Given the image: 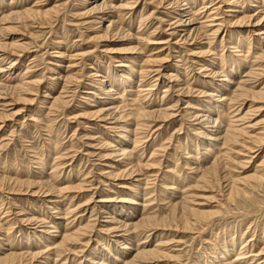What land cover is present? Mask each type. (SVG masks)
Returning <instances> with one entry per match:
<instances>
[{
  "label": "rangeland",
  "instance_id": "obj_1",
  "mask_svg": "<svg viewBox=\"0 0 264 264\" xmlns=\"http://www.w3.org/2000/svg\"><path fill=\"white\" fill-rule=\"evenodd\" d=\"M110 1L112 5L114 4L113 6L115 8V12H113V10L109 11V13H107V15L104 16L105 18H102L101 20L99 19L101 16L98 17L99 15L98 16L96 15L97 16L96 17L95 15L90 16V15L85 14L86 9H87L86 7L91 2V0H0V29H5L7 27L14 29L9 32L7 31L2 32L0 30V43L2 44L5 43L9 45L8 48L13 47L12 44L18 45L20 47L18 48L20 51L17 48H14L15 50L13 48L10 49L12 50V53L11 52L9 53H11L12 55L11 54L6 55L5 56L6 59L1 61L2 63L0 62V86L3 85V86L11 87L15 85H20V83L24 85H29V86L31 85L28 91H26L28 93L20 96L22 99L25 100L24 103L20 101H16L14 97H11L10 95H7L6 93L5 94L0 93V117L1 115H5V114L8 116V118L0 119V159H1L0 160L1 161L0 176L2 175L1 177H6L11 180H14V179L17 180L20 177L19 178L20 180H24L23 179L24 177L26 178L27 176H31V172L32 174L33 172H39L37 169L38 166L36 165L38 164L37 160L49 158L48 161L45 160L48 165L50 164L54 165L56 163L60 166L59 167L57 165L60 169L62 168L61 170L57 169L59 172L58 176H55V175L52 176L53 178L52 180L54 181V184L58 186L57 189H60V187H62L61 189H64V188L66 189L68 187L73 188V186H76L79 184V181L85 182L86 179H87L86 182H88V183L81 184L82 185L81 190L67 189V191H65L64 194L63 193L60 194L61 197L58 196L56 193H52L48 195L44 194V197L43 196L39 197L36 195H29V194L26 195L25 193L10 194L9 191L7 190L5 191L0 190V206H1L0 207V210H1L0 211V216H1L0 225H2V227H4L3 229L6 230V231L4 230L5 232H2L3 231L2 229L0 233V239L3 238L2 239L3 246L0 245V249H3L7 253L11 245V249L12 248L13 249L12 250L9 249L10 252L19 253L23 250L22 252L27 251L31 254L32 253L39 254L38 258L36 259L37 261L34 262V264H47V263L48 264H59V263L60 264L61 263L62 264H74V263L75 264H93L92 262H94L95 264L96 263L102 264L103 262H108L107 264H120L123 261V259L118 258V257H116V260L118 259L117 261L113 259H115L114 255L117 254V252L116 251L114 252V250H117L120 247H122L120 245L121 242H119L121 240H118L119 243L116 244L114 242L115 240L113 239V236H115L116 233L113 234L112 232L104 231L107 228L106 222H109V219L106 218L107 217L106 215H105L106 217L104 215L102 216L100 215L101 218L100 216L95 217L94 214H95L96 208H93V207H94V204H97L99 200H104V202H107L106 205H109V204L115 205L116 202L129 197V193L134 192L133 187L135 186V184L138 183L137 181L141 180L143 182L145 180L146 185L144 186L146 187L148 186L147 188L149 189L146 188L148 191H146L145 187L143 188V185H142L139 188V189L142 188V190L138 191L137 189L135 193L136 194L135 199L139 203H141L140 201L141 200L143 201L145 197V204L146 206L148 205V207H145V211H144L145 214L151 217H154V218L161 219L160 216L165 217L168 215L167 213H169V209L166 207V205L169 202L172 203L173 201H177L176 199L180 200L181 197L183 199L186 197V199L187 198L189 199L187 201H189V205H191L189 206L190 208L197 209V211L201 213L209 214V219L208 217H206L204 220L203 219L198 220V222L197 220L195 221L194 219H192L190 221L191 225H189L187 228H184V226L179 224L178 222H175L174 225L167 227V228L158 226L156 227V231L155 229L152 230L149 235L147 233V231H149L148 229H146L145 227L144 229L140 228V230L139 229L136 230L135 232L136 234H135L133 242L128 241L124 245L125 249L123 251L125 252L130 251V253L127 252L129 254L128 256H131V254L134 252L133 250H135L136 248L135 246L137 245L136 240L138 241L139 239L143 237L146 238L147 236H150L148 242H150L151 245L149 246V248L159 245L157 248V251L159 250L158 255L156 256L157 258L150 260L149 261L150 264H207V263L211 264V262L212 264H243L242 262H244V264L245 263L246 264H264V260H263L264 253L263 254L261 253L262 256L260 255L258 257L253 256V254L254 255L259 254L261 252V249L264 248V231H263L264 230V181L262 185L261 184L258 185L259 184L258 182H255V181L254 183L250 182L251 179H249L248 182H244V183L242 180L244 178L253 176V174L257 172L264 175V172H263L264 171V100L263 101L260 100V102L259 100L255 101L257 102L256 104L248 100L243 104V107H241L240 109H238V106H239L238 103H240V101L237 104L235 103L236 106L235 104H232L233 107L231 108V110H229L228 113H232L231 112L232 110L238 109L239 111L236 113L234 112L233 114L238 113L239 115L237 114L236 115L237 117L234 116V118H229L227 116L228 118L226 117L225 120L230 123L234 122L236 119H239L243 115L242 113L247 111V108L249 106L254 111L250 112L249 114L251 115L249 116L251 123L245 124V125H250V127L245 130L246 132L248 131L246 133V136H242L239 139H237V141H241V143L238 142L236 144L237 147L235 145L231 146L229 144L230 146H227L229 149L228 150L225 149L222 151L223 153L227 154V155L225 154L226 155L225 158L221 159V167L223 169L221 168L222 172L220 170V174H221L220 177L221 176L223 177H221V180L220 178L218 179V185L215 188L207 187L208 185H205V184L203 185L201 183H198L196 184V186L199 185L198 186L199 188L197 187L195 191H192L193 189L186 191L188 186L189 188L193 186L195 188V183H193V180L191 179L193 178V175L188 169V167L186 166L181 167L182 165L181 163H184L185 159H186V162L189 164L194 163L191 161H195V163H198V160L200 159L199 160L201 161L200 163L208 165L212 161V159L215 157L214 150H213V154L211 153L210 156L209 154L205 153V149L203 148V146L199 144L200 143L198 140L200 137L199 131L197 130V128H195V126H193L194 128L191 127L194 123L190 120V118L188 119L189 121L187 120L188 113H189V110L187 108H189V106L190 107L196 106L195 108L200 107L196 105L197 102H200L199 104L197 103L198 105L202 104L203 97L200 93L207 91V90L214 89L216 88V86L219 87L220 85L219 82L221 83V81L212 82L211 77H209L210 76L208 72L209 69L218 70L220 67H222L224 72L227 70L231 72L232 71L236 72L238 69H241V70L245 69L246 71L245 70L242 72L241 70L238 71L237 79L239 77H242L241 75L246 74L247 71L253 70L255 73H258L259 76L258 74H256L257 76L254 75V78H252L254 81L252 80L253 83L250 82L251 84L248 87H250V89L253 92L260 91L264 93V58L262 59V61L261 59L257 58L259 53L264 55V51H263L264 49L262 50V48H264V34H263L264 32V16H263L264 15L263 13L264 12V0H257V1L256 0H232V1L226 0L227 3L224 2L225 0H212L213 2L211 0H197V1L196 0H193V1L192 0H173L175 1V3L172 0H128L129 3L127 2V0H116V1L110 0ZM191 1L195 2V5L192 6L191 9L193 11L195 10L194 11L195 13L197 12L195 14L196 17L194 16V18L195 19L197 18L196 22H201V24L200 23L199 24L202 25V28H203L202 30H204V32L206 29V32H205L206 34L202 35L201 33V36H199L198 39L188 41L187 44L186 43L184 44L182 42H179L178 39L175 38V36H172V30H173L172 28H174L173 24L175 23V20H177L179 13L184 7L182 3L184 2L183 4H186L187 2H191ZM251 1L253 2V4L255 1V4L253 5ZM127 4H129V6ZM258 4H260V6H258ZM250 5H253L254 7L251 8ZM116 6L117 7L123 6V8L116 9ZM214 6H216L217 9ZM130 7H132V9ZM53 8L55 9V11L51 13L52 16H50L46 20L40 17L39 18L35 17V18H23V19H17V20L15 18H11L7 20L9 24L2 21L6 17L10 16L12 12L22 13L24 10H28V9H31L32 11L40 10L39 12H44V10L50 11V9L52 10ZM120 9L122 10L121 13H119L121 11ZM197 9H200V10H197ZM56 11L58 12L55 13ZM116 11L118 13H116ZM199 14H201V16ZM217 14L219 18L216 16ZM256 14L258 15L259 18H257L258 20L256 19V21L254 20L255 22L254 21L252 22L253 24H251L250 26L251 28L249 26L246 27L244 25L236 24L238 19L241 18L243 15L245 16L255 15L256 16ZM121 15L124 17L123 19ZM208 15L209 16L211 15V16L208 17ZM139 18H141L142 20ZM109 20L120 23L122 26L120 24L119 26L122 28V31H128L127 34L131 35V37L133 36L139 37V34H140L141 36L139 38H142V39L146 38L148 42L145 41L144 43L141 40H136V41H131V40L127 41L124 39L122 40L121 35H114V33L109 34L108 35L109 37L107 40H101V41L97 40V37L102 35L100 31L101 28L106 26ZM119 20H121V22H119ZM258 21L260 23H258V25L255 26V24ZM93 22H96V23H93ZM221 24L224 25L225 27L224 26L222 27ZM139 25L140 26L142 25V26L140 27ZM207 26H208V29L206 28ZM211 28L213 32L212 30H210ZM202 36H205V37H202ZM220 41H221V44H220ZM232 44L233 45L235 44V46L233 47ZM236 44H238V46ZM247 44L250 46H248ZM215 45L217 46V48ZM212 46L216 49L212 48ZM208 47H209V51H208ZM238 47L241 50L238 49ZM131 48H139L140 50L137 52L134 51L131 53H127L124 51V49L127 50ZM220 51H222L223 53H220ZM218 52H219V55H223V58L227 59V62L224 63L223 65L224 67L222 66V64H217V65H214L216 68L215 67L211 68L210 64L208 63H210V61L214 58L213 56H215ZM236 52L237 54H234ZM253 53H255L254 55L256 56H252ZM2 54L3 53L0 52V55ZM244 55L245 57H243ZM239 56H241L242 58L241 57L239 58ZM232 59L238 60V61H235V66L233 64L231 68L230 62L233 61ZM206 61L208 63H206ZM12 62H14L15 65L14 64L12 65L14 68L11 66L12 73H11V76L9 77L8 75L5 74L4 70L8 69ZM125 62L129 63L133 67V70H132L133 74L137 72L136 67L137 66L139 67V65L140 67H142L143 70L146 69L144 72L148 73L147 76L144 78L145 80H143L144 82L141 83L142 85H140V82L138 81H132L133 87L139 85L137 89L138 90L143 89L142 94H144V96L146 95V97H144L143 95L142 96L140 95L141 97H139L135 103L130 102L132 98H130L131 99L130 100L129 97H127L126 100L125 98L123 99V102L121 105L118 104L121 110L120 112L125 117L124 120L125 121L127 120L126 122H128V124L131 123L134 112L136 111V108L139 107L140 104H142V106L146 104L145 105V108H146V106L151 107L150 105L155 106L156 103L161 104L162 106L166 102L167 103L166 105L169 106V103L170 105H173V102H175L178 98H180L181 102H179L178 107H177L179 108L180 112L178 111V113H176L174 117L168 120L169 122L168 121H161V122L160 121H157V122L147 121L148 124L145 125L146 121H142V120L139 121V123L142 125L140 131H138V136H137L138 140L141 142V143L139 142L140 145L138 143L139 146L137 145L140 151L137 152L136 150L134 155H139V156L141 155L139 159L141 160L142 158V160L140 161V164L148 166L146 167L148 170L147 169H145V171L143 170L145 174L141 172L142 174H144L143 176H137L134 178L135 179L134 181L132 180L130 182H129L130 180L129 178L114 180L111 178L105 179L103 177L101 178L103 184H99L96 178L99 177V175L106 176L104 175L105 172H107L106 174H108L110 171V168L114 166L113 165L114 161L109 160L108 157L105 156L107 154L106 151H109L106 149H109L108 148L109 146L113 147L112 145L117 143L121 137L119 138L118 136L120 133L118 131L119 129H117V131L112 130L110 134L108 133V128L111 126L109 125L110 124L109 122H102L94 118H89L86 115L89 113L88 112L89 106L98 105L97 104L98 101L97 100L95 101L94 98H97L95 96H98L99 94V90H100L99 83L102 84L103 82L106 81L105 83H103L104 85L102 84V86L106 88L109 85L107 83L108 80H111V78H113L112 80H114L116 78L114 77L115 73L123 72L122 66L126 64ZM237 62L238 63L240 62L239 65ZM243 62H246V64H244ZM148 64H151V65L148 66ZM206 64L210 68H208ZM225 64H227V66H225ZM119 65L120 67H117ZM236 66L237 67L239 66V68H237ZM150 67H152V69H150ZM227 67H229L231 70H229ZM99 73H100V77L98 75ZM166 73L168 74V77ZM203 73L204 74L207 73V76L206 74L204 76ZM112 74H113V77H112ZM67 75L70 76L72 80L65 81V78L66 77L68 78ZM104 77L105 79H103ZM57 78H60V79H57ZM168 78H169V81L167 80ZM171 78H173L174 80ZM205 79H207V81H205ZM170 80L177 81V83H179L177 84L179 85V87H175L173 89L174 90L173 92L168 93L166 97L160 101L162 97V92H163L162 90H167L166 88L169 85H175V84H172ZM218 80H223V77H220V79L218 78ZM96 82L98 83V85H96L97 84ZM116 82H115V85H117ZM118 84H121L120 81L118 82ZM208 84H209V87H208ZM211 84H214V86L216 84L217 85L214 87ZM63 88H65L64 90L66 91H64ZM119 88H122V86L119 85ZM177 88L179 89L182 88L183 90L188 91L189 93L187 95H180L181 92H178ZM134 90H136V88ZM175 96L176 97L178 96V97L176 98ZM182 96L184 97L182 98ZM58 97L62 102V106L58 108L54 106L51 107L53 103L51 101L56 100ZM143 97L145 98V100ZM173 98H175L176 100ZM140 99L144 101L142 100L140 101ZM130 103L132 106H129ZM133 104H135L136 106ZM255 108H260V109H255ZM9 116H11L12 118ZM129 116L131 117L128 118ZM86 117L89 119H87ZM228 122H226L227 123L226 125H228ZM104 125L105 126L107 125L106 129L104 128L105 127ZM223 125H224V128H226L225 123H223ZM234 125L238 127L240 124L234 123ZM190 127L193 130L190 129ZM193 134H195V137L193 136ZM258 135L259 136L262 135V136L259 137ZM256 136L261 139L260 141L261 143H257V142L256 144L252 143L253 138L254 139L257 138ZM128 138L127 139L130 140L131 142V139L133 137L131 134H129ZM143 142L145 143L144 145L142 144ZM51 143H55L56 144L55 146L57 148L50 147ZM241 144L242 145L246 144L248 147L253 146L254 147L253 149L254 151L252 150L253 153L250 152L251 154H249V152L244 151ZM179 145L181 148L178 147ZM131 146L133 147L132 144L130 145V148H132ZM50 148H52V152ZM175 149L176 150L178 149V150L176 151ZM181 149L183 150L180 151ZM239 150L241 151L243 150L244 152H241V155H238ZM222 152H220L219 154H221ZM56 153H58L59 155V157L57 158L55 157L58 155H54ZM185 153H186L185 155L186 157L184 156ZM187 155H189V157ZM206 157H207V160H206ZM210 157H211V160H210ZM249 157H252L251 158L252 160H249ZM171 158L174 160L173 161L169 160ZM54 159L55 160L60 159V161L58 160L59 163H57L58 161L54 163L53 162ZM226 159L229 162L225 161ZM179 163H180V167H178ZM47 164H44V168H45L44 172L46 174H49V173L51 174V171L48 172ZM153 166H155V168ZM151 167L153 168V170ZM156 168H158L159 170L157 169L158 170L157 171ZM3 169L4 171H2ZM10 169L12 172L10 171ZM102 169L103 170L108 169V170L103 171ZM100 170H102L103 172H101ZM170 171L172 172V174ZM25 173H27V175ZM87 173H89V176ZM150 173L151 175L154 174L152 175L153 177H149L151 176ZM189 173L191 175L190 178H189ZM22 174L23 176L25 174V176L23 177ZM68 175L70 176L69 178H67ZM37 176H40V175H37ZM145 176H147L148 178ZM181 176L184 177V180ZM224 176H226V178ZM231 178L233 180L235 179L234 181H237L236 184L237 183L240 184L242 182L238 187L240 188L241 186L243 188V189L242 188L240 189H242V192L244 194L240 193L239 195L233 196L232 199L230 198L228 200V198L224 196H227L226 194H228V191H226L228 189V186L226 185L228 183V180ZM127 179L128 181L126 182L128 183L125 182V180ZM224 180L227 183L224 182ZM231 180H229V182ZM154 181H156V183ZM142 182L140 184H144V182L143 183ZM161 183L164 185H162ZM185 183H186V186L183 187ZM179 184H182V185H179ZM121 186H124V187L121 188ZM175 186H178V187L176 188ZM127 187L128 188L130 187L129 190ZM164 187H167V189ZM180 187L182 189H180ZM244 188H246L245 191H244ZM121 189L122 191L123 190L124 191L122 192ZM169 189L173 191H170ZM176 189H179L178 191H180L179 192L180 194L173 193V192H178ZM125 190L126 191L128 190L127 193L125 192ZM182 190L183 192L185 191L184 192L185 194L181 193ZM148 192H151V193H149V195L146 197ZM187 192L189 193L186 195ZM165 194H167V196L169 197H167ZM140 195L143 196V199H142V196ZM188 195L189 196L191 195L192 197L190 198L188 197ZM58 197L60 198L59 202H62L61 208H66V207L68 208V210L66 211L67 213L69 210H70L69 212H72L74 207L76 206L80 207V209H77L72 214L65 216V219L67 221L60 219L61 218L60 216H62L61 214L62 211H59V213L60 212L61 213L58 216H56L53 213L55 209L48 210L44 208V206L40 203L41 199L44 200L45 202L58 203L57 201ZM50 198L52 200H50ZM69 198H72V200ZM87 198L88 199L91 198L90 200L91 202L87 203L88 205L85 203V201L88 200ZM102 198H105V199H102ZM163 199L165 200L166 203L162 201ZM70 203H72V206L70 205ZM64 204L67 206H63ZM85 204H86V207L84 206ZM149 206L153 208L150 209ZM139 208L140 207H138V209ZM83 209H85L84 213H83ZM20 210H22V212H19ZM112 210H113L112 214L115 213L116 215L118 214L117 212H119L118 210H120V206L116 205L114 206V209H106V211H110V212ZM66 212L65 214H67ZM90 213L91 214L93 213V214L91 217L88 218ZM21 214H26V215H21ZM128 215L130 216V214ZM13 216L15 219L13 218ZM31 216L40 217L39 219L41 220L45 219L43 220L44 223L47 222V224L50 225L51 228H53V226L52 224H49L48 221H51V222L55 221V222L61 223V226L65 227V223H68L69 221L75 218V220L68 227L67 226L65 227V228H68L67 230H69L68 231L69 233L76 231L78 227L79 228L82 227V225H84L85 222L87 221H89L91 225H93L94 223H98V224H96L95 229H93L92 233L91 232L85 233L86 235L84 234L80 236L77 242H72L68 244L66 247L67 248L69 247L70 249L66 248L63 250H58L56 248V244L57 242H59L57 240H60L59 237L54 238L55 241L53 243L51 239L41 240L42 242H38L35 239L36 236H34L33 233L35 232L37 233L38 231L40 232L41 228H38V227H43L44 224L43 225H29L27 222L22 221L24 220L22 217L27 218ZM42 216L44 218H42ZM54 217L56 218L53 220ZM78 217L81 218L79 222L77 221V219H79ZM94 218H97V221L99 222L97 221L93 222L92 220H94ZM1 220H4V221H1ZM84 220H87V221H84ZM21 222L23 224H21ZM52 230L55 232L54 229H51V232H53ZM7 233H8V237H6ZM9 233L11 235H9ZM59 235H61L60 232H59ZM125 235H128V234H125ZM10 237L12 238L8 239ZM24 238H26V241L27 240L28 241L26 242ZM97 239H99L98 242H97ZM231 239L233 242L230 245V247H227L226 243L229 242ZM255 239H257L258 241ZM20 240L22 241L23 244L21 243ZM18 243H19V246L17 245ZM12 244L14 245L12 246ZM43 244L45 246L46 245L48 246L45 247L43 246ZM94 244H96V246H98L99 249ZM14 246L15 248L18 247V249L17 248L15 249ZM220 246L222 247L223 250L221 249ZM232 246L233 248H231ZM106 248H109L108 251H106L107 253L105 251H104L105 253L104 252L100 253V251ZM225 248L227 250L229 249L228 250L229 256L227 253L225 254V252H222L225 250ZM96 250H99V252H97ZM230 250H234L235 253L234 252L232 253ZM1 252L2 250H0V253ZM90 252L92 253V256ZM97 253L100 254V256L103 255V257H100ZM111 253H113L114 255ZM216 253H218V255ZM222 253L225 256V259L224 257H222L223 256L221 255ZM243 254H245L246 257L247 258L249 257L251 260L249 258L246 259V257H244L245 255ZM87 255L89 256V258L90 256L91 258H94L92 262L87 257ZM94 255L99 256V257L97 258ZM235 255H236V258H235ZM238 256L240 259L238 258ZM106 257L107 259H105ZM253 257L255 259H253ZM103 258L105 261H102ZM109 258L114 263L112 262L110 263ZM119 259H121L122 261ZM88 260L90 263L88 262ZM97 260L99 262H97Z\"/></svg>",
  "mask_w": 264,
  "mask_h": 264
},
{
  "label": "bare ground",
  "instance_id": "obj_2",
  "mask_svg": "<svg viewBox=\"0 0 264 264\" xmlns=\"http://www.w3.org/2000/svg\"><path fill=\"white\" fill-rule=\"evenodd\" d=\"M114 1H116V0H114ZM173 1V0H172ZM193 1V0H192ZM185 2L186 4H183L182 3V5L184 6L183 7V9L181 10V8H180V10H181V12L179 13V15H178V17H177V20H175V23L173 24L174 25V28H172L171 30H172V36H175V38H177L178 39V41L179 42H182V43H186L187 44V42L188 41H191V40H195V39H198V37L199 36H201V33H202V35H204V34H206L205 32H206V29H205V32H204V30H202L203 28H202V25H200L201 24V22H196V20H197V18L195 19L194 18V16H195V14L197 13H195L192 9H191V7L192 6H194L195 5V2ZM197 1V0H196ZM212 1V0H211ZM232 1V0H231ZM257 1V0H256ZM127 2H128V0H127ZM174 3H175V1H173ZM203 2H205V1H203ZM208 2V1H207ZM213 2V1H212ZM220 2H222V1H220ZM224 2H226V0L224 1ZM252 2V1H251ZM129 3V2H128ZM135 3V2H134ZM178 3V2H177ZM227 3V2H226ZM234 3V2H233ZM132 4V3H131ZM171 4H173V3H171ZM179 4H180V2H179ZM179 4H178V6H179ZM205 4V3H204ZM209 4V3H208ZM252 4H253V2H252ZM254 4H255V1H254ZM253 4V5H254ZM114 5V4H113ZM112 5V3H111V1L110 0H91V2L87 5V9H86V12H85V14L86 15H99L98 17H100L99 19H101L102 20V18H105L104 16H106L107 15V13H109V11H112L113 10V12H115V8H114V6ZM128 6H129V4H127ZM207 5V4H206ZM226 5V4H225ZM253 5H250V7L251 8H253L254 6ZM119 6V5H118ZM123 6H125V5H123ZM123 6H120V7H117L116 6V9H118V8H123ZM178 6H176V7H178ZM205 6V5H204ZM230 6V5H229ZM236 6V5H235ZM258 6H260V4H258ZM59 7V6H58ZM207 7V6H206ZM215 8H216V6H214ZM220 7V6H219ZM256 7H257V5H256ZM255 7V8H256ZM56 8H57V6H56ZM131 9H132V7H130ZM175 8V7H174ZM200 8V7H199ZM241 8H242V6H241ZM240 8V9H241ZM254 8V9H255ZM120 9V10H121ZM195 9V8H194ZM208 9V8H207ZM209 9H211V8H209ZM217 9V8H216ZM236 9V8H235ZM259 9H260V7H259ZM197 10H200V9H197ZM202 10H203V8H202ZM205 10V9H204ZM228 10H230V9H228ZM233 10V9H232ZM253 10V9H252ZM262 10V9H261ZM19 11V10H18ZM40 10H38V11H32L31 9H28V10H24L22 13L20 12V13H13L12 12V14L10 15V16H8V17H6L5 19H3L2 21L3 22H5V23H8L7 22V20L8 19H11V18H15L16 20L17 19H23V18H35V17H40V18H43L44 20H46V19H48L50 16H52L51 15V13H53L54 11H55V9L53 8L52 10L50 9V11H47V10H44V12H39ZM124 11H125V9H124ZM210 11V10H209ZM212 11V10H211ZM240 11V10H239ZM242 11H244V10H242ZM241 11V12H242ZM257 11V10H256ZM256 11H254V12H256ZM58 11H56L55 13H57ZM122 12V10L119 12V13H121ZM219 12V11H218ZM228 12V11H227ZM232 12H234V11H232ZM249 12V11H248ZM247 12V13H248ZM116 13H118L117 11H116ZM211 13V12H210ZM230 13V12H229ZM236 13V12H235ZM239 13V12H238ZM264 13V12H263ZM84 14V15H85ZM176 14V13H175ZM220 14V13H219ZM223 14V13H222ZM237 14V13H236ZM242 14V13H241ZM246 14V13H245ZM54 15V14H53ZM110 15H111V13H110ZM115 15V14H114ZM126 15V14H125ZM200 16H201V14H199ZM205 15H207V14H205ZM221 15V14H220ZM229 15H231V14H229ZM234 15V14H233ZM249 15V14H248ZM96 16V17H97ZM122 16V15H121ZM120 16V17H121ZM211 16V15H210ZM209 15H208V17H210ZM213 16H214V14H213ZM218 18H219V16H218V14L216 15ZM264 16V15H263ZM93 17V16H92ZM114 17V16H113ZM196 17V16H195ZM205 17V16H204ZM217 17H216V19H217ZM239 17H241V16H239ZM84 18V17H83ZM95 18V17H94ZM106 18H108V17H106ZM112 18V17H111ZM117 18V17H116ZM124 17L122 16V19H123ZM226 18V17H225ZM231 18V17H230ZM257 18H259L258 17V15L256 14V16L255 15H250V16H245V15H243L241 18H237L238 19V21L236 22V24L237 25H244V26H246V27H250L251 26V24H253L252 22L255 20L256 21V19ZM263 18V17H262ZM91 19V18H90ZM109 19H110V17H109ZM139 19H141V18H139ZM227 19H229V18H227ZM107 20V19H106ZM105 20V21H106ZM114 20V19H113ZM116 20V19H115ZM142 20V19H141ZM201 20H203V19H201ZM219 20V19H218ZM236 20V19H235ZM258 20V19H257ZM14 21V20H13ZM95 21V20H94ZM108 21V20H107ZM232 21V20H231ZM254 21V22H255ZM261 21V20H260ZM11 22V21H10ZM20 22V21H19ZM119 22H121V20H119ZM129 22H131V21H129ZM214 22H215V20H214ZM221 22H222V20H221ZM93 23H96V22H93ZM102 23V22H101ZM200 23V24H199ZM205 23V22H204ZM204 23H203V25H204ZM234 23V22H233ZM258 23H260L259 21L255 24V26H257L258 25ZM9 24V23H8ZM89 24V23H88ZM100 24V23H99ZM119 24L120 23H118V22H113V21H110L109 20V22L106 24V26H104L103 28H101V33H102V35H100V36H98L97 37V40H99V41H101V40H107L108 39V35L109 34H113L114 33V35H121V37H122V40L124 39V40H127V41H136V40H141V41H143L144 43H145V41L146 42H148V40H146V38H139L141 35L139 34V37H136V36H133V37H131V35H128L127 34V32L128 31H122V28L119 26ZM142 24V23H141ZM171 24V23H170ZM169 24V25H170ZM197 24H199V25H197ZM213 24V23H212ZM217 24V23H216ZM220 24V23H219ZM219 24H218V26H219ZM90 25V24H89ZM121 25V24H120ZM222 25V24H221ZM122 26V25H121ZM140 26V25H139ZM142 26V25H141ZM140 26V27H141ZM210 26V25H209ZM212 26V25H211ZM215 26V25H214ZM224 25H222V27H223ZM255 26H253V27H255ZM139 27V28H140ZM225 27V26H224ZM243 27V26H242ZM99 28V27H98ZM207 29H208V26L206 27ZM251 28V27H250ZM100 29V28H99ZM216 29V28H215ZM214 29V30H215ZM240 29V28H239ZM247 29V28H246ZM249 29V28H248ZM255 29V28H254ZM253 29V30H254ZM2 32H4V31H7V32H9V31H11V30H14L13 28H9V27H7V28H5V29H0ZM210 30H212V28L210 29ZM218 30V29H217ZM219 30H220V28H219ZM235 30V29H234ZM99 31V32H100ZM251 31V30H250ZM259 31V30H258ZM7 32H5V33H7ZM14 32V31H13ZM139 32V31H138ZM137 32V33H138ZM211 32V31H210ZM212 32H213V30H212ZM215 32H217V31H215ZM214 32V33H215ZM257 32V31H256ZM98 33V32H97ZM145 33V32H144ZM249 33H251V32H249ZM100 34V33H99ZM234 34V33H233ZM253 34V33H252ZM258 34V33H257ZM263 34H264V32H263ZM9 35V34H8ZM138 35V34H137ZM235 35V34H234ZM255 35V34H254ZM262 35V34H261ZM97 36V35H96ZM95 36V37H96ZM170 36V35H169ZM207 36V35H206ZM211 36V35H210ZM213 36V35H212ZM230 36V35H229ZM249 36V35H248ZM94 37V38H95ZM120 37V36H119ZM202 37H205V36H202ZM208 37V36H207ZM223 38V37H222ZM222 38H221V40H222ZM236 38V37H235ZM148 39V38H147ZM169 39V38H168ZM205 39V38H204ZM204 39H202V40H204ZM210 39H211V37H210ZM226 39V38H225ZM230 39V38H229ZM240 39H241V37H240ZM244 39V38H243ZM208 40V39H207ZM206 40V41H207ZM231 40V39H230ZM209 41V40H208ZM226 41V40H225ZM232 41V40H231ZM240 41V40H239ZM172 42V41H171ZM100 43V42H99ZM139 43V42H138ZM210 43V42H209ZM222 43H223V41H222ZM227 43V42H226ZM232 43V42H231ZM236 43H238V42H236ZM206 44V43H205ZM220 44H221V41H220ZM178 45V44H177ZM182 45V44H181ZM208 45V44H207ZM213 45V44H212ZM237 46H238V44H236ZM241 45V44H240ZM240 45H239V47H240ZM248 45V44H247ZM12 46L13 47H11V48H8L9 47V45H7V44H5V43H0V52H2L3 54L2 55H0V62L1 61H3V60H5L6 59V55H8V54H11L12 53V50H10V49H14V48H20L18 45H15V44H12ZM179 46V45H178ZM216 46V45H215ZM228 46V45H227ZM232 46L234 47L235 46V44L233 45L232 44ZM248 46H250V45H248ZM138 47V46H137ZM207 47V46H206ZM238 47V49H240ZM23 48V47H22ZM211 48V47H210ZM212 48H214L213 46H212ZM211 48V49H212ZM216 48H217V46H216ZM216 48H214V49H216ZM221 48V47H220ZM242 48H243V46H242ZM252 48V47H251ZM259 48V47H258ZM207 49V48H206ZM205 49V50H206ZM222 49V48H221ZM229 49V48H228ZM231 49V48H230ZM235 49V48H234ZM264 48H262V50H263ZM15 50V49H14ZM13 50V51H14ZM19 50V49H18ZM140 49L139 48H131V49H127V50H125L124 49V51L125 52H127V53H131V52H134V51H139ZM224 50V49H223ZM241 50V49H240ZM20 51V50H19ZM123 51V50H122ZM208 51H209V47H208ZM214 51V50H213ZM218 51V50H217ZM233 51V50H232ZM258 51V50H257ZM260 51V50H259ZM264 51V50H263ZM9 52H11V53H9ZM229 52H230V50H229ZM241 52V51H240ZM239 52V53H240ZM220 53H223L222 51H220ZM232 53V52H231ZM245 53V52H244ZM249 53V52H248ZM208 54V53H207ZM226 54H228V53H226ZM234 54H237V52L236 53H234ZM255 53H253V55L252 56H256V55H254ZM12 55V54H11ZM15 55H16V53H15ZM203 55V54H202ZM215 55V54H214ZM243 55V54H242ZM10 56V55H9ZM201 56V55H200ZM205 56H206V54H205ZM212 56V55H211ZM204 57V56H203ZM210 57V56H209ZM214 58L210 61V63H208L207 61H206V63H208V64H210V67L211 68H213V67H215L214 65H217V64H222V66L224 65V63H226L227 62V59H225V58H223V55H219V52L215 55V56H213ZM224 57H226V56H224ZM228 57V56H227ZM241 56H239V58H240ZM243 57H245V55L243 56ZM131 58V57H130ZM136 58V57H135ZM138 58V57H137ZM175 58H177V57H175ZM212 58V57H211ZM242 58V57H241ZM257 58L258 59H261V61H262V59L264 58V55L263 54H261V53H259L258 54V56H257ZM16 59V58H15ZM18 59V58H17ZM133 59H134V57H133ZM132 59V60H133ZM230 59V58H229ZM246 59V58H245ZM233 60V59H232ZM240 60V59H239ZM134 61V60H133ZM137 61V60H136ZM135 61V62H136ZM140 61V60H139ZM150 61V60H149ZM153 61V60H152ZM158 61V60H157ZM235 61H238V60H233L232 62H230V64H231V68H232V66H233V64H234V66H235ZM245 61V60H244ZM260 61V60H259ZM7 62V61H6ZM134 62V63H135ZM138 62V61H137ZM154 62H155V60H154ZM195 62V61H194ZM2 63V62H1ZM126 63V62H125ZM146 63V62H145ZM148 63V62H147ZM153 63V62H152ZM151 63V64H152ZM160 63V62H159ZM190 63V62H189ZM229 63V62H228ZM227 63V64H228ZM238 63V62H237ZM240 63V62H239ZM239 63H238V65H239ZM242 63V62H241ZM244 64H246V62H243ZM259 63V62H258ZM4 64V63H3ZM2 64V65H3ZM14 64V62H12L11 64H10V66H9V68L8 69H6V70H4V72H5V74L6 75H8L9 77L11 76V73H12V65ZM120 64V63H119ZM151 64H148V66H150ZM227 64H225V66H227ZM15 65V64H14ZM118 65V64H117ZM157 65V64H156ZM193 65V64H192ZM196 65V64H195ZM204 65V64H203ZM207 65V64H206ZM242 65V64H241ZM240 65V66H241ZM12 66V67H11ZM122 66V65H121ZM147 66V65H146ZM158 66H160V65H158ZM162 66V65H161ZM208 66V65H207ZM243 66H245V65H243ZM248 66V65H247ZM246 66V67H247ZM259 66V65H258ZM4 67V66H3ZM8 67V66H7ZM117 67H120V65L119 66H117ZM123 72H121V73H115V75H114V77H116L114 80H112L113 78H111V80H108V86L105 88L104 86H102V84L103 83H105V82H101L102 84H100L99 83V87H100V90H99V94H98V96H95V97H97V98H94L95 99V101L97 100L98 101V105H96V106H94V105H91V106H89V113L86 115L87 117H89V118H94V119H96V120H99V121H102V122H109L110 124L109 125H111L109 128H108V133L110 134L111 133V131L113 130V131H117V129H119L118 131L120 132L119 133V138H120V140L117 142V143H115L114 145H112L113 147H111V146H107L109 149H106V150H109V151H106L107 152V154H106V152H105V156L106 157H108V159L109 160H112V161H114L113 163V167H111L110 165V171H109V173L108 174H106L107 172H105V174L104 175H106V176H103V175H99V177H97L96 179L98 180V183L99 184H103V182H102V180H101V178H111V179H114V180H119V179H125V178H129L130 180H129V182L130 181H134L135 179V177H137V176H143L145 173L143 172V170L145 171V169H147L146 167H148L147 165H141L140 164V161L142 160V158H141V160H139L140 159V156L139 155H134L135 154V152H136V150H137V152H139L140 151V149H138L139 147V145H140V141L138 140V138H137V136H138V131H140V129H141V124L139 123V121L140 120H142V121H146V123H145V125L146 124H148L147 123V121H149V122H152V121H154V122H157V121H168V120H170L172 117H174V115L176 114V113H178V111H179V108H177L178 107V104H179V102H181V99L180 98H178L177 100L175 99V98H173V99H175L174 101L175 102H173V105H170V103H169V106L168 105H166L167 103L165 102L164 103V105H162L161 106V104H155V106H153V105H150L151 107H148V106H146V108H145V105L144 106H142V104H140L139 105V107H137L136 108V111L134 112V115H133V119H132V121H131V123L130 124H128V122H126L125 120H124V116L121 114V110H120V108H119V106H118V104L119 105H121L122 104V102H123V99L125 98V100L127 99V97H129V99L130 98H132V100L130 101V102H132V103H135L137 100H138V98L139 97H141L142 95L144 96V94H142V90H138L137 89V87L139 86H134L133 87V82L132 81H138V82H140V85H142L141 83H143L144 81L143 80H145L144 78L147 76V74L148 73H146V72H144L145 70H143L142 69V67H140V65H139V67L137 66L136 68H137V72L136 73H134L133 74V72H132V70H133V67L129 64V63H126V64H124L123 66ZM157 67V66H156ZM206 67V66H205ZM209 66H208V68H210ZM224 67V66H223ZM237 67V66H236ZM14 68V67H13ZM203 68V67H202ZM207 68V67H206ZM207 68V69H208ZM216 68V67H215ZM229 70H231L229 67H227ZM237 68H239V66L237 67ZM16 69V68H15ZM122 69V68H121ZM148 69V68H147ZM150 69H152V67H150ZM193 69V68H192ZM196 69V68H195ZM218 69V68H217ZM226 69V68H225ZM233 69H234V67H233ZM206 70V69H205ZM237 70V69H236ZM241 69H238L236 72H234V71H232V72H234V73H232L231 71H223V68L222 67H220L218 70H216V69H209L208 70V72H209V74H210V76L209 77H211V79H212V82H216V81H221V83L219 82V87L218 86H216V88H214V89H211V90H207V91H204V92H202V93H200L201 95H202V104L201 105H198L200 102H197L196 103V105L197 106H200V107H197V108H195V107H190L189 106V108H187V106H186V108L189 110V113L188 112H186V113H188V118H187V120L190 118V120L194 123L191 127H193V126H195V128H197V130L199 131V144L201 145V146H203V148L205 149V153L206 154H209V156H210V154L212 153L213 154V150L215 151L214 153H215V157L212 159V161L208 164V165H205V164H202V163H200L201 161H199L198 160V163H195V161H191V162H194V163H191V164H189V163H187L186 162V159H185V162L184 163H181L182 165H181V167L182 166H186V167H188V169L190 170V172L192 173V175H193V178H191L192 180H193V183H195V188H194V186L193 187H190L189 188V186H188V188H187V190L186 191H189L190 189L192 190V191H195L196 190V188L199 186V185H197L196 186V184H198V183H201V184H205V185H208L207 187H211V188H215L217 185H218V179L220 178V180H221V177H223V176H221L220 177V170H221V159H223V158H225V156L227 155L226 153H223L222 151L223 150H225V149H229L227 146H232V145H235L236 147H237V143L239 142V143H241V141H237V139H239L240 137H242V136H246V133L248 132H246L245 130L247 129V128H249L250 127V125H245V124H250L251 123V120H250V117L249 116H251V115H249L250 114V112H253L254 110H252L251 109V107L249 106L248 108H247V111L246 112H244V113H242L243 115L241 116V114H240V118L239 119H236L234 122H228V121H226L225 120V118L228 116L229 118H234V116H236L237 114H233L234 112L236 113V112H238L239 110L238 109H240L241 107H243V104L246 102V101H251V102H253V103H257V102H255V101H258L259 100V102H260V100H264V93L263 92H260L259 90H257V91H259V92H253L251 89H250V87H248L251 83L250 82H252V78H254V75H256V74H258V73H255L253 70L252 71H247V73L246 74H243V75H241L242 77H239L238 79H237V75H238V71H240ZM245 70V69H244ZM243 69L241 70V72L242 71H244ZM257 70V69H256ZM150 71V70H149ZM246 71V70H245ZM261 71V70H260ZM116 72V71H115ZM151 72V71H150ZM154 72V71H153ZM152 72V73H153ZM162 72V71H161ZM180 72V71H179ZM1 73H2V71H1ZM156 73V72H155ZM177 73V72H176ZM190 73V72H189ZM245 73V72H244ZM58 74V73H57ZM158 74V73H157ZM163 74V73H162ZM167 74V73H166ZM165 74V75H166ZM204 74V73H203ZM206 74V76H207V73H205ZM205 74H204V76H205ZM241 74V73H240ZM97 75V74H96ZM99 75V77H100V73L98 74ZM150 75V74H149ZM156 75V74H155ZM164 75V74H163ZM68 76V75H67ZM104 76V75H103ZM106 76V75H105ZM157 76V75H156ZM257 76V75H256ZM258 76H259V74H258ZM96 77V76H95ZM112 77H113V74H112ZM118 77V78H117ZM167 77H168V74H167ZM166 77V78H167ZM220 77H223V80H218V78L220 79ZM61 78V77H60ZM60 78H57V79H60ZM121 80H120V79ZM162 78V77H161ZM165 78V77H164ZM180 78V77H179ZM16 79V78H15ZM63 79V78H62ZM103 79H105V77L103 78ZM117 79V80H116ZM171 79H173V78H171ZM4 80V79H3ZM53 80V79H52ZM66 80H72L71 79V77L70 76H68V78L66 77L65 78V81ZM74 80V79H73ZM98 80V79H97ZM120 81V83L121 84H118V82ZM168 81H169V78L167 79ZM174 80V79H173ZM173 80H170L171 81V83L172 84H175V85H167L168 87L166 88L167 90H162L163 92H162V97H161V99H160V101L161 100H163L165 97H166V95L168 94V93H170V92H173L174 90V88L175 87H179V85H177V84H179V83H177V81H173ZM177 80H179V79H177ZM94 81V80H93ZM104 81V80H103ZM116 81H118V82H116ZM164 81H166V80H164ZM167 81V82H168ZM173 81V82H172ZM204 81V80H203ZM205 81H207V79H205ZM254 81V80H253ZM256 81V80H255ZM20 82V81H19ZM70 82V81H69ZM95 82V81H94ZM99 82V81H98ZM115 82L117 83V85H115ZM209 82V81H208ZM29 83V82H28ZM97 83V82H96ZM181 83V82H180ZM207 83V82H206ZM253 83V82H252ZM65 84V83H64ZM71 84V83H70ZM165 84V83H164ZM182 84V83H181ZM11 85V84H10ZM96 85H98V83L96 84ZM104 85V84H103ZM119 85H121L122 86V88H119ZM211 85H213L214 86V84H211ZM31 86V85H30ZM29 85H24V84H21L20 83V85H15V86H11V87H7V86H0V93H6L7 95H10L11 97H14L15 98V100L16 101H20V102H25V100L24 99H22L20 96L21 95H23V94H26V93H28V92H26V91H28V89H29V87H30ZM146 86V85H145ZM153 86V85H152ZM155 86V85H154ZM206 86V85H205ZM212 86V87H213ZM214 86V87H215ZM252 86V85H251ZM89 87H90V85H89ZM92 87V86H91ZM93 87H95V86H93ZM97 87V86H96ZM142 87V86H141ZM181 87H182V85H181ZM208 87H209V84H208ZM207 87V88H208ZM211 87V86H210ZM69 88V87H68ZM136 88V90H134V89ZM165 88V87H164ZM65 88H63V90H64ZM66 89H67V87H66ZM131 89V90H130ZM132 89H133V91H135V92H133L132 91ZM151 89V88H150ZM153 89V88H152ZM178 90V92H181V94L180 95H187L189 92L188 91H185V90H183L182 88H177ZM185 89V88H184ZM30 90H31V88H30ZM29 90V91H30ZM62 90V89H61ZM263 90V89H262ZM64 91H66V90H64ZM69 91V90H68ZM133 93H132V92ZM149 91V90H148ZM225 91H227V92H225ZM31 92V91H30ZM29 92V93H30ZM90 92V91H89ZM224 92V93H223ZM93 93V92H92ZM131 93V94H130ZM144 93H146V92H144ZM150 93V92H149ZM3 94V95H4ZM130 94V95H129ZM29 95V94H28ZM61 95V94H60ZM93 95V94H92ZM141 95V96H140ZM6 96V95H5ZM47 96V95H46ZM91 96V95H90ZM94 96V95H93ZM170 96V95H169ZM200 96V95H199ZM49 97V96H48ZM63 97V96H62ZM144 97H146V95L144 96ZM143 97V98H144ZM149 97V96H148ZM153 97V96H152ZM156 97V96H155ZM176 97V96H175ZM178 97V96H177ZM176 97V98H177ZM184 96H182V98H183ZM171 98V97H170ZM49 99V98H48ZM64 99V98H63ZM66 99V98H65ZM12 100H13V98H12ZM142 99H140V101H141ZM144 100H145V98H144ZM144 100H142V101H144ZM165 100H167V99H165ZM128 101V100H127ZM140 101H138V102H140ZM151 101V100H150ZM240 101V103H238ZM14 102V101H13ZM51 102H53L52 103V106L51 107H60V106H62V102H61V100L59 99V97L56 99V100H52ZM91 102V101H90ZM126 102V101H125ZM152 102H154V101H152ZM156 102V101H155ZM129 103V102H128ZM149 103V102H148ZM147 103V104H148ZM239 104V106H238V109L237 110H232L231 112L232 113H228L229 112V110H231V108L233 107V105L232 104ZM66 104V103H65ZM92 104V103H91ZM127 104V103H126ZM163 104V103H162ZM236 104H235V106H236ZM259 104V103H258ZM124 105V104H123ZM128 105V104H127ZM133 105H135V104H133ZM195 105V104H194ZM129 106H132L131 105V103L129 104ZM136 106V105H135ZM64 107V106H63ZM125 107V106H124ZM254 107V106H253ZM262 107V106H261ZM65 108V107H64ZM122 108V107H121ZM135 108V107H134ZM186 108H185V110H186ZM255 109H260V108H255ZM88 110V109H87ZM123 111V110H122ZM134 111V110H133ZM182 111V110H181ZM125 112V111H124ZM180 112V111H179ZM133 113V112H132ZM14 114V113H13ZM86 114V113H85ZM84 114V115H85ZM129 114H130V112H129ZM229 114V115H228ZM232 116H231V115ZM6 115V114H5ZM1 115V117H0V119H5V118H8V116L6 115ZM12 115V114H11ZM84 115H83V117H84ZM187 115V114H186ZM239 115V114H238ZM9 117H11V116H9ZM86 117V118H87ZM131 116H129L128 118H130ZM181 117V116H180ZM227 117V118H228ZM237 117V116H236ZM12 118V117H11ZM89 118H87V119H89ZM186 120V119H185ZM184 120V121H185ZM186 120V121H187ZM224 120H225V122H224ZM3 121V120H2ZM5 121V120H4ZM189 121V120H188ZM169 122V121H168ZM226 122H228V125H226L227 123ZM223 123H225V126H226V128H224V125H223ZM234 123H238V124H240L238 127H236L235 125H234ZM140 124V125H139ZM162 124V123H161ZM190 124V123H189ZM105 126V125H104ZM107 126V125H106ZM106 126L104 127L105 129H106ZM182 127V126H181ZM190 127V129H192ZM102 128H103V126H102ZM194 128V127H193ZM188 129V128H187ZM193 130V129H192ZM191 130V131H192ZM195 130V129H194ZM105 131V130H104ZM110 131V132H109ZM190 131V130H189ZM106 132H107V130H106ZM194 132V131H193ZM192 132V133H193ZM196 132V131H195ZM179 133V132H178ZM129 134H131L132 135V139H131V142H130V140H128L129 138H128V135ZM116 135V134H115ZM179 136V135H178ZM193 136L195 137V134H193ZM255 136V135H254ZM259 136V135H258ZM262 136V135H261ZM261 136H259V137H261ZM198 137V136H197ZM248 137V136H247ZM246 137V138H247ZM257 137V136H256ZM259 137H257V138H253V141H252V143H254V144H256V142L257 143H261L260 141H261V139L259 138ZM118 138V137H117ZM128 138V139H127ZM245 138V137H244ZM259 138V139H258ZM197 139V138H196ZM250 139H251V137H250ZM50 140V139H49ZM110 140V139H109ZM115 140V139H114ZM145 140V139H144ZM178 140V139H177ZM244 140V139H243ZM104 141V140H103ZM106 141V140H105ZM113 141V140H112ZM154 141V140H153ZM247 141V140H246ZM245 141V142H246ZM102 142V141H101ZM107 142V141H106ZM114 142V141H113ZM140 142V143H139ZM57 143V142H56ZM104 143V142H103ZM138 143H139V145H138ZM162 143V142H161ZM196 143V142H195ZM194 143V144H195ZM249 143V142H248ZM251 143V144H252ZM105 144H107V143H105ZM110 144V143H109ZM111 144H113V143H111ZM132 144L133 145V147L132 148H130V145ZM143 145L145 144L144 142L142 143ZM178 144H179V142H178ZM230 144V145H229ZM243 144V143H242ZM241 144V145H242ZM253 144V145H254ZM56 144L55 143H51L50 144V147H55V148H57L56 146H55ZM138 145V146H137ZM143 145H142V147H143ZM150 145V144H149ZM181 145V144H180ZM180 145L178 146V147H180ZM192 145V144H191ZM239 145V144H238ZM261 145H263V144H261ZM103 146V145H102ZM160 146V145H159ZM184 146V145H183ZM164 147V146H163ZM199 147V146H198ZM239 147V146H238ZM48 148V147H47ZM104 148H105V146H104ZM149 148V147H148ZM151 148H152V146H151ZM181 148V147H180ZM242 148H243V150L244 151H247V152H249V154H251V153H253L252 152V150L254 149V147L253 146H247L246 144L245 145H242ZM49 149V148H48ZM51 149V152H52V148H50ZM142 149V148H141ZM150 149V148H149ZM183 149H184V147H183ZM183 149H181L180 151H182ZM176 150V149H175ZM178 150V149H177ZM176 150V151H177ZM185 150H186V148H185ZM202 150V149H201ZM226 150V151H227ZM241 151V150H239V153H238V155H241V152H244V151ZM40 151V150H39ZM55 151V150H54ZM53 151V152H54ZM58 151V150H57ZM142 151V150H141ZM150 151V150H149ZM216 151H217V153H216ZM230 151V150H229ZM228 151V152H229ZM254 151V150H253ZM42 152V151H41ZM50 152V153H51ZM109 152V153H108ZM173 152H175V151H173ZM184 152V151H183ZM203 152V151H202ZM220 152H222L221 154H219ZM227 152V153H228ZM251 152V153H250ZM45 153H47V152H45ZM55 153V152H54ZM192 153V152H191ZM53 154V153H52ZM137 154V153H136ZM143 154V153H142ZM176 154V153H175ZM179 154V153H178ZM189 154H190V152H189ZM217 154H219V155H217ZM226 154V155H225ZM35 155H37V154H35ZM46 155V154H45ZM48 155V154H47ZM50 155V154H49ZM54 155H58V153H56V154H54ZM60 155H62V154H60ZM183 155V154H182ZM186 155V153L184 154V156ZM196 155V154H195ZM199 155V154H198ZM229 155V154H228ZM254 155V154H253ZM51 156V155H50ZM104 156V155H103ZM104 156V157H105ZM188 157H189V155H187ZM201 156V155H200ZM203 156V155H202ZM208 156V155H207ZM208 156V157H209ZM55 157V156H54ZM57 157H59V155L58 156H56L55 158H57ZM182 157V156H181ZM186 157V156H185ZM191 157V156H190ZM194 157V156H193ZM204 157H205V155H204ZM39 158V157H38ZM45 158V157H44ZM61 158H63V157H61ZM60 158V159H61ZM173 158V157H172ZM169 159V160H171V161H173L174 159ZM175 158V157H174ZM200 158V157H199ZM201 158H203V157H201ZM227 158V157H226ZM252 157H249V160H252L251 159ZM60 159H57V160H53V162L55 163L56 161H60ZM182 159V158H181ZM192 159V158H191ZM195 159V158H194ZM205 159V158H204ZM203 159V160H204ZM229 159V158H228ZM1 160V159H0ZM48 161L49 160V158L47 159V158H45V159H39V160H37L36 162L38 163V164H36V162H35V164L38 166V171L39 172H33V174H32V172H31V176H27L26 178L24 177L25 176V174L27 175V173H25L24 174V176H23V174H22V176L24 177L23 179L24 180H20L19 178V180L17 179V180H11V179H8V178H6V177H1L0 178V190L1 191H5V190H7V191H9V193L10 194H13V193H25L26 195H36V196H39V197H44V194H52V193H56L58 196H60V194H64L65 193V191H67V189H69V190H81L82 189V183H88V182H86L87 181V179H86V181L85 182H81V181H79V184L78 185H76V186H73V188L72 187H68V188H64V189H61L62 187H60V189H57L58 188V186H56L55 184H54V181L52 180L53 178H52V176H58L59 175V172H58V170L57 169H60L59 167V165L58 164H54V165H52V164H50V165H48L47 163H46V161ZM62 160V159H61ZM89 160V159H88ZM108 160V161H109ZM159 160V159H158ZM157 160V161H158ZM161 160V159H160ZM189 160V159H188ZM206 160H207V157H206ZM210 160H211V157H210ZM59 161L57 162V163H59ZM184 161V160H183ZM205 161V160H204ZM225 161H227V159L225 160ZM50 162V161H49ZM52 162V163H53ZM90 162V161H89ZM144 162V161H143ZM189 162V161H188ZM227 162H229V161H227ZM169 163V162H168ZM178 163V162H177ZM3 164V163H2ZM44 164H47V166H48V172L49 171H51V174L49 173V174H46L44 171ZM144 164V163H143ZM162 164H163V162H162ZM175 164V163H174ZM229 164V163H228ZM0 165H1V161H0ZM59 167H58V166ZM92 165V164H91ZM171 165V164H170ZM179 166L178 167H180V163L178 164ZM226 165H227V163H226ZM3 166V165H2ZM1 166V167H2ZM108 166V167H109ZM194 166V167H193ZM200 166H202V167H200ZM45 167H46V165H45ZM58 167V168H57ZM61 167H62V165H61ZM154 168H155V166H153ZM174 167H175V165H174ZM185 167V168H186ZM229 167H231V166H229ZM152 168V167H151ZM184 168V167H183ZM2 169V168H1ZM5 169V168H4ZM4 169L2 170V171H4ZM62 169V168H61ZM60 169V170H61ZM75 169V168H74ZM158 168H156V170H157ZM167 169H168V167H167ZM176 169V168H175ZM223 169V168H222ZM242 169H243V167H242ZM36 170V169H35ZM103 170V169H102ZM102 170H100L101 172H103V171H105V170H108V169H104L103 171ZM148 170V169H147ZM152 170H153V168H152ZM159 170V169H158ZM157 170V171H158ZM10 171H11V169H10ZM37 171V170H36ZM12 172V171H11ZM11 172H10V174H11ZM47 172V173H48ZM141 172H143L144 174H142ZM147 172V171H146ZM162 172V171H161ZM166 172V171H165ZM164 172V173H165ZM171 172V171H170ZM180 172V171H179ZM221 172H222V170H221ZM223 172H224V170H223ZM264 172V171H263ZM5 173V172H4ZM44 173V174H43ZM92 173V172H91ZM169 173V172H168ZM29 174V173H28ZM88 174V176H89V173H87ZM156 174V173H155ZM162 174V173H161ZM171 174H172V172H171ZM174 174V173H173ZM177 174V173H176ZM184 174H185V172H184ZM183 174V175H184ZM12 175H14V174H12ZM37 175H40V176H37ZM69 175H70V173H69ZM67 176V178H69L70 176ZM148 175V174H147ZM150 175H151V173H150ZM152 175H154V174H152ZM149 176V177H153V176ZM230 175V174H229ZM21 176V177H22ZM95 176V175H94ZM188 176V175H187ZM190 173H189V178H190ZM91 177V176H90ZM92 177H93V175H92ZM145 177H147V176H145ZM160 177V176H159ZM162 177V176H161ZM182 177V176H181ZM225 178H226V176H224ZM12 178V177H11ZM49 178V179H48ZM141 178V177H140ZM140 178H138V179H140ZM148 178V177H147ZM172 178V177H171ZM183 178V180H184V177H182ZM187 178V177H186ZM228 178V177H227ZM95 179V178H94ZM93 179V180H94ZM150 179V178H149ZM152 179V178H151ZM160 179V178H159ZM159 179H158V181H159ZM165 179V178H164ZM167 179V178H166ZM232 179V178H231ZM231 179H229V180H231ZM249 179H251V181L250 182H253L254 183V181L255 182H258L257 184L258 185H262L263 184V181H264V175H262V174H260V173H255V174H253V176H251V177H247V178H244V179H242L243 180V183L244 182H248V180ZM57 180H58V178H57ZM163 180V179H162ZM168 180V179H167ZM182 180V181H183ZM186 180V179H185ZM189 180V179H188ZM229 180H228V183L224 180V182H226L227 183V185L226 186H228V189L226 190V191H228V194H226L227 196H224V197H227L228 198V200L231 198H233V196H237V195H239L240 193H243L242 192V187L240 186V188H242V189H240L238 186L242 183H240V184H236V182L237 181H234L233 179L229 182ZM241 180V181H242ZM76 181V180H75ZM84 181V180H83ZM96 181V180H95ZM108 181H109V179H108ZM126 181H128V179L127 180H125V182ZM152 181V180H151ZM157 181V182H158ZM169 181V180H168ZM138 183L137 184H135V186L133 187V191L134 192H132V193H129V197H127V198H124V199H122V200H120V201H118V202H116V204L115 205H111V204H109V205H106V203L107 202H104V200H99L98 202H97V204H94V207L93 208H96L95 209V214H94V216L96 217H99L100 215L102 216V215H106L105 217L107 218V219H109V222H106L107 224H106V229L104 230V231H106V232H112L113 234L114 233H116L115 234V236H113V239L115 240L114 242L117 244V243H119V242H121L120 243V245L122 246V247H120L119 249H117V250H114V252L116 251L117 252V254L116 255H114L113 253H111V254H113L114 256H115V259H113V260H116V257H118V258H121V259H123V261L121 260V259H119V260H121L120 262V264H122L123 262V264H150V260H153V259H155V258H157L156 256L158 255V251H157V248H158V246H153L152 248H149V246L151 245V243L150 242H148L149 241V237L150 236H147L146 238H141V239H139L138 241L136 240V248H135V250H133L132 252V254H131V256H128L129 254L128 253H130V251L127 253V252H125V251H123L124 249H125V244H126V242H128V241H132L133 242V240H134V237H135V232H136V230H140V228L142 229H144V227L146 228V229H148L149 231H147V233H148V235L151 233V231L152 230H154L155 229V231H156V227H158V226H161V227H165V228H167V227H170V226H172V225H174L175 224V222H178L179 224H181V225H183L184 226V228H187L189 225H191L190 224V221L192 220V219H194L195 221L197 220V222H198V220H200V219H205L206 217H208V219H209V214H207V213H201V212H198L197 211V209H193V208H190L189 206H191V205H189V201H187V200H189L188 198L186 199V197L183 199L181 196V198H180V200L179 199H176L177 201H173L172 203H170L169 201V203L166 205V204H164V205H166V207L169 209V213H167L168 215L167 216H165V217H163V216H160L161 217V219H158V218H154V217H151V216H149V215H147V214H145V207H148V205L146 206V204H145V197H144V200L142 201H140L141 203H139L135 198H136V190L138 189V191L140 190H142V188L141 189H139L142 185H143V188L145 187V189L148 187H146V186H144V185H146V182H145V180L143 181L144 182V184H140L142 181L141 180H139V181H137ZM142 182V183H143ZM155 183H156V181H154ZM177 182V181H176ZM179 182H180V180H179ZM239 182V181H238ZM65 183V182H64ZM75 183V182H74ZM126 183H128V182H126ZM136 183V182H135ZM160 183V182H159ZM163 183H165V182H163ZM174 183H175V181H174ZM174 183H173V185H174ZM183 183V182H182ZM222 183H223V181H222ZM73 184V183H72ZM77 184V183H76ZM121 184V183H120ZM162 184V183H161ZM170 184V183H169ZM220 184V183H219ZM63 185V184H62ZM85 185V184H84ZM122 185H124V184H122ZM148 185V184H147ZM155 185V184H154ZM162 185H164V184H162ZM166 185V184H165ZM178 185V184H177ZM179 185H182V184H179ZM189 185H190V183H189ZM221 185V184H220ZM245 185V184H244ZM243 185V186H244ZM130 186V185H129ZM133 186V185H132ZM131 186V187H132ZM184 186H186V183H185V185H183V187ZM222 186V185H221ZM103 187V186H102ZM124 186H121V188H123ZM154 187V186H153ZM161 187V186H160ZM159 187V188H160ZM169 187V186H168ZM172 187V186H171ZM170 187V188H171ZM176 188L178 187V186H175ZM182 187V186H181ZM180 187V189H182ZM206 187V186H205ZM204 187V188H205ZM219 187V186H218ZM252 187V186H251ZM128 188V187H127ZM130 188V187H129ZM129 188H128V190H129ZM155 188V187H154ZM164 188H166L167 189V187H164ZM199 188V187H198ZM259 188V187H258ZM263 188V187H262ZM118 189V188H117ZM147 189H149V188H147ZM146 189V191H148ZM163 189V188H162ZM245 189L246 188H244V191H245ZM252 189V188H251ZM255 189H256V187H255ZM127 190V191H128ZM170 191H173V190H171V189H169ZM177 191L179 190V189H176ZM221 190V189H220ZM248 190V189H247ZM246 190V191H247ZM121 191H122V189H121ZM124 191V190H123ZM122 191V192H123ZM127 191L125 190V192L127 193ZM138 191H137V193H138ZM160 191V190H159ZM167 191V190H166ZM130 192V191H129ZM165 192V191H164ZM164 192H162V193H164ZM180 191H178V192H173V193H179ZM185 192V191H184ZM183 192V190H182V194L184 193ZM141 193V192H140ZM144 193V192H143ZM146 193V192H145ZM149 193H151V192H148V194L146 195V194H144V195H146V197L149 195ZM154 193V192H153ZM158 193H160V192H158ZM167 193H169V192H167ZM172 193V194H173ZM189 192H187L186 193V195L188 194ZM55 194V195H56ZM66 194H67V192H66ZM170 194H171V192H170ZM180 194V193H179ZM185 194V193H184ZM244 194V193H243ZM54 195V194H53ZM139 195V194H138ZM163 195V194H162ZM166 196H167V194H165ZM176 195V194H175ZM192 195V194H191ZM189 196L188 195V197H192V196ZM69 196V195H68ZM140 196H142V195H140ZM166 196H164V197H166ZM174 196V195H173ZM242 196V195H241ZM61 197V196H60ZM64 197H66V196H64ZM63 197V198H64ZM150 197V196H149ZM157 197V196H156ZM167 197H169V196H167ZM184 197V196H183ZM193 197H194V195H193ZM52 198V197H51ZM50 198V200H52ZM54 198V197H53ZM57 198V197H56ZM55 198V199H56ZM92 198V197H91ZM91 198L90 199H88L87 201H85V203L87 204L88 202H91L90 200H91ZM173 198V197H172ZM176 198V197H175ZM59 197H58V203H53V202H45L44 200H42L41 199V204L44 206V208H46V209H48V210H54L55 209V211H53V213L56 215V216H58L60 213H59V211H62V216H60L61 218V220H64V221H67L66 219H65V216L66 215H70V214H72L73 212H75L77 209H80V207H78V206H76V207H74V209H73V211L72 212H69L68 211V213L66 212L67 210H68V208L66 207V208H61V205H62V202H59ZM69 199H71L72 200V198H69ZM68 199V200H69ZM102 199H105V198H102ZM139 199V198H138ZM142 199H143V196H142ZM162 199V198H161ZM166 199V198H165ZM168 199V198H167ZM46 200V199H45ZM86 200V199H85ZM155 200V199H154ZM175 200V199H174ZM182 200V201H181ZM48 201V200H47ZM63 201H65V200H63ZM70 201V200H69ZM158 201V200H157ZM162 201H164L165 202V200L163 199ZM190 201H191V199H190ZM1 202H2V200H1ZM56 202V201H55ZM68 202V201H67ZM67 202H66V204H67ZM72 202V201H71ZM84 202V201H83ZM83 202H82V204H83ZM160 202H161V200H160ZM78 203V202H77ZM81 203V202H80ZM166 203V202H165ZM4 204V203H3ZM86 204L84 205L85 207H86ZM145 206H144V205ZM191 204V203H190ZM7 205V204H6ZM12 205V204H11ZM16 205V204H15ZM14 205V206H15ZM70 205L72 206V203H70ZM74 205V204H73ZM76 205V204H75ZM81 205V204H80ZM88 205V204H87ZM116 205H119L120 206V210H118L119 212H117L118 214H116L115 215V213L114 214H112L113 213V210L110 212V211H106V209H114V206H116ZM194 205V204H193ZM63 206H67V205H63ZM70 206V207H71ZM83 206V207H84ZM1 207V206H0ZM12 207V206H11ZM17 207V206H16ZM138 207H140L139 209H138ZM150 207V206H149ZM19 208V207H18ZM90 208V207H89ZM116 208V207H115ZM151 208H153V207H150V209ZM6 209V208H5ZM8 209V208H7ZM15 209V208H14ZM72 209V208H71ZM149 209V210H150ZM147 210V209H146ZM153 210V209H152ZM151 210V211H152ZM1 211V210H0ZM91 211V210H90ZM116 211V210H115ZM148 211V210H147ZM150 211V212H151ZM19 212H22V210H20ZM65 212L67 213V214H65ZM85 212V209H83V213ZM149 212V211H148ZM10 213V212H9ZM35 213V212H34ZM130 214V216L128 215V214ZM154 213V212H153ZM93 214V213H92ZM92 214L90 213V215L88 216V218L89 217H91L92 216ZM149 214V213H148ZM151 214V213H150ZM2 215V214H1ZM21 215H26V214H21ZM38 215V214H37ZM55 215H53V216H55ZM153 215V214H152ZM12 216V215H11ZM29 216V215H28ZM39 216V215H38ZM45 216H46V214H45ZM101 216H100V218H101ZM1 217V216H0ZM52 217V216H51ZM156 217V216H155ZM157 217H158V215H157ZM163 217V218H162ZM13 218H14V216H13ZM24 220H22L23 222H27L29 225H43V227H38V228H41V231L39 232V234H38V232L36 233L35 231H33V232H35V233H33V235L34 236H36L35 237V239L38 241V242H42L41 240H45V239H51V241H52V243L55 241L54 240V238H57V237H59L60 238V240H57V241H59V242H57V244H56V248L58 249V250H63V249H66L67 247V245L68 244H70V243H72V242H77L78 241V239L80 238V236H82V235H84L85 233H89V232H93V229H95V226H96V224H98V223H94L93 225H91L90 224V222L89 221H87V220H84V221H87V222H85V224L84 225H82V227H78L77 229H76V231H74V232H72V233H69L68 231L69 230H67L68 228H65L66 226L68 227L74 220H75V218L74 219H72L71 221H69L68 223H65V227L63 226H61V223H58V222H55V221H53V222H51V221H48L49 222V224H52V226H53V228H51V226L50 225H48L47 224V222L46 223H44V221L43 220H45V219H43V220H41V219H39L40 217H36V216H31V217H27V218H25V217H22ZM42 218H44L43 216H42ZM56 217H54L53 218V220L55 219ZM72 218H73V216H72ZM79 219H77V221L79 222L80 220H81V218L80 217H78ZM84 218V217H83ZM88 218H86V219H88ZM99 218V219H100ZM15 219V218H14ZM58 219V218H57ZM5 220V219H4ZM4 220H1V221H4ZM90 220V219H89ZM207 220V219H206ZM9 221V220H8ZM83 221V220H82ZM93 222H96L97 221V218H94V220H92ZM91 221V222H92ZM7 222V221H6ZM5 222V223H6ZM77 222V223H78ZM97 222H99V221H97ZM8 223V222H7ZM2 224V223H1ZM21 224H23L22 222H21ZM46 224V225H45ZM75 224V223H74ZM100 224V223H99ZM4 225V224H3ZM78 225H80V224H78ZM28 227V226H27ZM181 227V226H180ZM4 227H2V225H0V233H1V231H2V229H3ZM7 228H9V227H7ZM37 228V229H38ZM75 228V227H74ZM109 228V229H108ZM51 229H54L55 230V232L53 231V232H51ZM5 229H3V231L2 232H5L4 231ZM25 230H26V228H25ZM35 230V229H34ZM98 230V229H97ZM159 230H160V228H159ZM29 231V230H28ZM264 231V230H263ZM19 232H20V230H19ZM59 232H60V234L61 235H59ZM97 232H99V231H97ZM54 233V234H53ZM95 233V232H94ZM102 233V232H101ZM153 233V232H152ZM263 233V232H262ZM99 234V233H98ZM125 234H128V235H125ZM256 234V233H255ZM254 234V235H255ZM4 235V234H3ZM2 235V236H3ZM9 235H11L10 233H9ZM22 235V234H21ZM86 235V234H85ZM94 235V234H93ZM6 236V235H5ZM13 236V235H12ZM97 236V235H96ZM143 236V235H142ZM230 236V235H229ZM260 236V235H259ZM6 237H8V233H7V236ZM21 237V236H20ZM23 237H24V235H23ZM90 237V236H89ZM102 237V236H101ZM141 237V236H140ZM155 237V236H154ZM12 237H10V238H8V239H11ZM22 238V237H21ZM58 238V239H59ZM97 238V237H96ZM164 238V237H163ZM233 238V237H232ZM256 238H258V237H256ZM259 238H261V237H259ZM3 239V238H2ZM2 239H0V245H2L3 246V240ZM25 239V241H26V238H24ZM30 239V238H29ZM107 239V238H106ZM156 239H157V237H156ZM88 240V239H87ZM98 240L99 239H97V242H98ZM118 240H121V241H119L118 242ZM153 240V239H152ZM152 240H150V241H152ZM255 240H257V239H255ZM5 241H6V239H5ZM12 241V240H11ZM11 241H10V243H11ZM21 241V240H20ZM24 241V242H25ZM28 241V240H27ZM26 241V242H27ZM226 241V240H225ZM224 241V242H225ZM250 241V240H249ZM258 241V240H257ZM7 242H9V241H7ZM101 242V241H100ZM104 242V241H103ZM108 242V241H107ZM110 242V241H109ZM155 242H157V241H155ZM227 242V241H226ZM232 239L229 241V242H227L226 243V245H227V247H230V245L232 244ZM9 243V244H10ZM21 243H22V241H21ZM48 243V242H47ZM96 243V242H95ZM114 243V244H115ZM244 243V242H243ZM9 244H8V246H9ZM23 244V243H22ZM28 244V243H27ZM40 244V243H39ZM97 244V243H96ZM96 244H94L95 246H96ZM103 244V243H102ZM113 244V245H114ZM4 245H5V243H4ZM14 244H12V246H13ZM16 245V244H15ZM18 246H19V243L17 244ZM16 245V246H17ZM41 245H42V243H41ZM99 245H100V243H99ZM107 245V244H106ZM130 245V244H129ZM229 245V246H228ZM36 246H37V244H36ZM43 246H45L44 244H43ZM48 245H46L45 247H47ZM86 246V245H85ZM115 246V245H114ZM234 246V245H233ZM233 246L231 247V248H233ZM244 246H246V245H244ZM28 247V246H27ZM53 247V246H52ZM55 247V246H54ZM97 248H98V246H96ZM106 247V246H105ZM127 247V246H126ZM133 247V246H132ZM221 247V246H220ZM226 247V246H225ZM235 247V246H234ZM241 247V246H240ZM2 248V247H1ZM3 248H5V247H3ZM14 248H15V246H14ZM17 249H18V247H16ZM15 248V249H16ZM26 248V247H25ZM36 248V247H35ZM69 248V247H68ZM67 248V249H68ZM85 248V247H84ZM92 248V247H91ZM110 248V247H109ZM109 248H106V249H103L102 251H100V253H102V252H106V251H108V249ZM131 248V247H130ZM230 248V249H231ZM246 248V247H245ZM10 250H12L11 249V245H10V248H9ZM8 249V251H7V253H6V251H4L3 249H0V250H2V252L0 253V264H34V262H36L37 260V258H38V256H39V254H31V253H29V252H27V251H24V252H19V253H14V252H10V250ZM19 249H20V247H19ZM21 249H22V247H21ZM24 249V248H23ZM38 249V248H37ZM70 249V248H69ZM90 249V248H89ZM99 249V248H98ZM115 249V248H114ZM134 249V248H133ZM221 249H222V247H221ZM250 249V248H249ZM248 249V250H249ZM25 250V249H24ZM73 250V249H72ZM71 250V251H72ZM91 250V249H90ZM111 250V249H110ZM223 250V249H222ZM229 250V249H228ZM226 248H225V250L224 251H222V252H225V254L227 253H229V251H228ZM243 250V249H242ZM247 250V251H248ZM16 251V250H15ZM36 251V250H35ZM39 251H40V249H39ZM74 251V250H73ZM97 252H99V250H96ZM96 251H95V253H96ZM232 253L234 252L235 253V251L234 250H230ZM240 251V250H239ZM70 252V251H69ZM93 252V251H92ZM104 252V253H105ZM109 252H111V251H109ZM246 252V251H245ZM244 252V253H245ZM66 253V252H65ZM74 253V252H73ZM107 253V252H106ZM219 253V252H218ZM218 253H216L217 255H218ZM241 253V252H240ZM261 253L263 254L264 253V248H262L261 249V252L259 253V254H253V256L254 257H258L259 255L260 256H262L261 255ZM90 254H91V256H92V253L90 252ZM98 254V253H97ZM246 254V253H245ZM245 254H243V255H245ZM74 255V254H73ZM99 256H100V254H98ZM106 255V254H105ZM221 255H223L222 257H224V259H225V256H224V254L222 253ZM242 255V254H241ZM250 255V254H249ZM264 255V254H263ZM54 256V255H53ZM76 256V255H75ZM91 256H90V258H89V256L87 255V257L90 259V261L92 262L93 261V259L94 258H91ZM95 257H99V256H96V255H94ZM113 256V257H114ZM228 256H229V254H228ZM83 257V256H82ZM100 257H103V255L102 256H100ZM107 257H108V255H107ZM107 257L105 258V259H107ZM126 257H128V258H126ZM244 257H246V255L244 256ZM253 257V259H255ZM60 258V257H59ZM65 258V257H64ZM63 258V259H64ZM70 258V257H69ZM85 258V257H84ZM126 258V259H125ZM235 258H236V255H235ZM238 258H239V256H238ZM249 258V257H248ZM247 257H246V259H248ZM81 259V258H80ZM96 259V258H95ZM110 259V258H109ZM222 259V258H221ZM240 259V258H239ZM250 259V258H249ZM99 260V259H98ZM97 260V262H99ZM118 260V259H117ZM116 260V261H117ZM237 260V259H236ZM251 260V259H250ZM264 260V259H263ZM64 261H66V260H64ZM70 261H72V260H70ZM87 261V260H86ZM96 261V260H95ZM102 261H105L104 260V258H103V260ZM115 261V262H116ZM240 261V260H239ZM242 261H244V260H242ZM60 262V261H59ZM88 262H89V260H88ZM101 262V261H100ZM112 261H111V259H110V263H111ZM221 262V261H220ZM241 262V261H240ZM245 262H246V260H245ZM47 263V262H46ZM51 263V262H50ZM77 263V262H76ZM90 263V262H89ZM93 264H95L94 262H92ZM104 264L106 263H108V262H103ZM102 263V264H103ZM112 263H114V262H112ZM243 264H244V262H242ZM48 264V263H47ZM60 264V263H59ZM62 264V263H61ZM75 264V263H74ZM96 264H98V263H96ZM208 264V263H207ZM210 264V263H209ZM211 264H212V262H211ZM246 264V263H245Z\"/></svg>",
  "mask_w": 264,
  "mask_h": 264
}]
</instances>
